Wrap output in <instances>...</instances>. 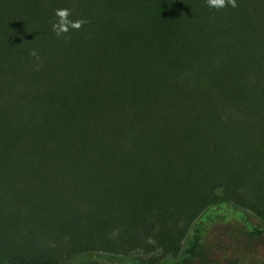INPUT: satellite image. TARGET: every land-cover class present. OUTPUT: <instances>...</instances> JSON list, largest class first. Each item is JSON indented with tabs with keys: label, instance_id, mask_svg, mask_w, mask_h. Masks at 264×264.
Wrapping results in <instances>:
<instances>
[{
	"label": "trees",
	"instance_id": "trees-1",
	"mask_svg": "<svg viewBox=\"0 0 264 264\" xmlns=\"http://www.w3.org/2000/svg\"><path fill=\"white\" fill-rule=\"evenodd\" d=\"M251 1L227 19L207 0H0V228L30 231L0 229V264H60L28 248L60 228L87 246L153 231L165 264H264ZM62 8L88 21L67 41Z\"/></svg>",
	"mask_w": 264,
	"mask_h": 264
},
{
	"label": "rangeland",
	"instance_id": "rangeland-1",
	"mask_svg": "<svg viewBox=\"0 0 264 264\" xmlns=\"http://www.w3.org/2000/svg\"><path fill=\"white\" fill-rule=\"evenodd\" d=\"M245 12H253V16L245 21L238 22L240 27H243L251 35V37H257V40L264 44V3L261 0L251 1L245 4ZM221 16L230 17L228 8H223ZM258 44L254 43V47ZM260 49V48H259ZM259 55L262 63L260 66L264 72V52L259 51ZM246 214L255 221L259 222L253 213L243 210ZM6 230L4 232L10 238V235L20 232L21 235L29 233L24 228H0ZM33 230V228H28ZM51 228H38L34 229L37 232L39 230H50ZM55 230L57 228H54ZM56 235L50 236V232L40 231V239L35 244H28L29 251L35 252H49L52 254L60 264H165L168 260H174L177 255L163 251L158 247V242L154 237V232H146L138 230L139 238L137 241L129 242L126 239H112L109 240L106 245H94L87 246L84 243L71 242L70 234L68 231H72L73 228H60ZM111 238L114 236V232L109 234ZM185 240L182 241V246ZM181 246V247H182Z\"/></svg>",
	"mask_w": 264,
	"mask_h": 264
},
{
	"label": "clouds",
	"instance_id": "clouds-1",
	"mask_svg": "<svg viewBox=\"0 0 264 264\" xmlns=\"http://www.w3.org/2000/svg\"><path fill=\"white\" fill-rule=\"evenodd\" d=\"M207 5L210 8L223 9L225 7L231 6L232 8L238 7L236 0H207ZM73 13L69 8L57 9L54 12L55 20L52 22V31L57 38L63 37L66 41L70 39L69 33L71 31H78L83 25L88 23L84 18L71 19ZM30 56L40 60L38 52L33 49L29 53ZM39 70V66L37 69Z\"/></svg>",
	"mask_w": 264,
	"mask_h": 264
}]
</instances>
